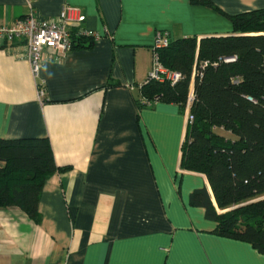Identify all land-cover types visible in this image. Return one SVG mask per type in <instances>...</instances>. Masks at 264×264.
<instances>
[{"label": "crops", "instance_id": "1", "mask_svg": "<svg viewBox=\"0 0 264 264\" xmlns=\"http://www.w3.org/2000/svg\"><path fill=\"white\" fill-rule=\"evenodd\" d=\"M211 1L220 11L189 0H0V25L30 7L47 18L70 4L99 34L62 58L46 50L37 77L18 44L0 41V138L47 137L66 167L45 181L38 222L0 208V264H264L249 243L215 234L204 208L190 204L205 188L220 211L207 177L179 167L186 113L135 103L158 32L224 35L226 14L264 7Z\"/></svg>", "mask_w": 264, "mask_h": 264}, {"label": "trees", "instance_id": "2", "mask_svg": "<svg viewBox=\"0 0 264 264\" xmlns=\"http://www.w3.org/2000/svg\"><path fill=\"white\" fill-rule=\"evenodd\" d=\"M189 2L218 9L211 0ZM226 15L229 33L169 38L158 60L181 78L172 84L148 75L135 103L162 101L188 112L179 167L207 177L220 211L205 188L190 193V204L204 208L215 234L264 255V7ZM72 38L73 48L96 42L76 29ZM0 162V208H20L38 222L45 181L66 168L55 163L48 138H0Z\"/></svg>", "mask_w": 264, "mask_h": 264}, {"label": "built area", "instance_id": "3", "mask_svg": "<svg viewBox=\"0 0 264 264\" xmlns=\"http://www.w3.org/2000/svg\"><path fill=\"white\" fill-rule=\"evenodd\" d=\"M86 15L80 7L64 4L59 13L53 17L43 18L38 15L33 7L20 18L11 23L0 25V41L10 44H18L22 48L19 53L27 59L33 77H37L46 50L52 51L53 58L64 57L73 49L72 31L76 29L77 35L91 36L95 41L99 34L90 32L84 27ZM169 44L166 33L158 32L152 45V64L149 72L150 78L157 81H169L174 84L181 78L177 71L165 69L158 60V50ZM38 97L44 100V91L39 88ZM192 98V89L189 100ZM186 122L192 117L186 111Z\"/></svg>", "mask_w": 264, "mask_h": 264}]
</instances>
